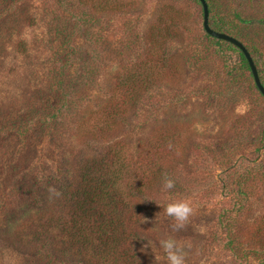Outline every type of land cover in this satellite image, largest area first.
Segmentation results:
<instances>
[{"label": "rangeland", "instance_id": "374dc122", "mask_svg": "<svg viewBox=\"0 0 264 264\" xmlns=\"http://www.w3.org/2000/svg\"><path fill=\"white\" fill-rule=\"evenodd\" d=\"M205 1L208 19L234 33L263 81L264 0ZM253 86L237 53L204 36L194 0H0V264H77L72 253L55 255L15 229L42 214L48 197L66 193L75 157L97 154L104 141L128 142L134 132L146 143L150 127L173 131L174 164L163 174L162 195L140 200L135 243L144 264H168L158 241L169 236L185 264H236L243 255L263 264L264 99ZM109 99L117 113L111 120L103 110ZM46 117L49 133L41 127ZM231 177L251 179L239 222L249 251L241 237L227 248L216 222L220 207L234 202L219 192ZM181 199L192 213L177 227L163 209Z\"/></svg>", "mask_w": 264, "mask_h": 264}, {"label": "trees", "instance_id": "16d2710c", "mask_svg": "<svg viewBox=\"0 0 264 264\" xmlns=\"http://www.w3.org/2000/svg\"><path fill=\"white\" fill-rule=\"evenodd\" d=\"M194 1L200 5L197 0ZM233 17L238 22H243L238 14L234 13ZM260 23L264 22L260 21ZM208 25L215 32L235 37L223 23H215L209 18ZM204 36L219 49L226 48L236 52L242 69L250 73L248 64L239 49L225 41L212 38L205 32ZM245 49L247 50L246 47ZM62 52H57L55 55L56 74L57 66L59 69L63 66L58 60ZM247 52L249 53L248 50ZM249 55L251 57L250 53ZM253 63L256 67V63L254 61ZM258 72L259 70L257 74ZM258 77L264 88V80L262 81L259 75ZM52 80L55 85L61 83L56 82V77ZM253 87L263 98L255 84ZM111 104L110 99L106 100L103 107L107 118H114L117 114L116 111H112L114 104ZM54 117L55 115L52 118ZM44 120L41 127L44 126L43 129L49 133L53 127L52 119L46 117ZM155 122L151 121L152 125ZM101 128L109 130L107 125ZM150 130L153 132L146 143L138 144V133L134 132L128 142L104 141L107 143L105 145L102 143L103 147L98 148L97 154L75 157L78 161L73 163L75 164L74 179L66 184V193L56 192L52 197H48V206L45 207V211H42V214L31 215L22 226L15 229L14 235L20 240L24 237H36L38 243H46L49 251L54 252L55 255L59 252L62 257H69L72 253L70 257L78 259L77 264H144L142 257L138 256L137 243H135L138 240L137 228L140 222L138 217L141 215L140 200L147 196L161 194L159 188L162 187L163 174L170 173L174 164L172 160L173 131L157 133L152 127ZM111 131L112 128L109 132ZM102 133L104 134L103 131ZM135 145L138 151L131 155L135 152L133 150ZM261 149H255L254 153L258 154ZM167 158L170 170H166L163 163ZM2 171L1 169L0 172ZM249 180H251L250 177L245 178L241 183L238 179L231 177L228 183L221 182L220 185L219 192L225 191L224 197L235 198L233 204L220 207L216 218L218 229L226 236V246L230 250L238 246L240 237L241 240L243 239V242L239 244L243 247L242 251H249L251 248L246 243L250 241L249 237L242 238L239 235L242 232L239 222L246 208L242 203L246 198L243 188ZM246 232L252 234L251 229H246ZM259 246L257 252L262 256L260 263L264 261V242L260 241ZM49 251H46L45 257L51 260L52 255ZM37 259L43 260L44 257L39 253ZM249 259L247 255H243L235 259V262L249 264Z\"/></svg>", "mask_w": 264, "mask_h": 264}, {"label": "clouds", "instance_id": "9594fccd", "mask_svg": "<svg viewBox=\"0 0 264 264\" xmlns=\"http://www.w3.org/2000/svg\"><path fill=\"white\" fill-rule=\"evenodd\" d=\"M172 187L173 181L165 179L163 188L166 190ZM163 211L167 216L172 217L176 221L177 227H180L188 220L192 213V208L187 200L181 199L167 203ZM158 245L166 254L168 264H185V252L175 238L169 236L166 239H161L158 241Z\"/></svg>", "mask_w": 264, "mask_h": 264}, {"label": "water", "instance_id": "95a60500", "mask_svg": "<svg viewBox=\"0 0 264 264\" xmlns=\"http://www.w3.org/2000/svg\"><path fill=\"white\" fill-rule=\"evenodd\" d=\"M197 1L200 3L201 8H202V28H203L204 32L207 35H209L210 37L225 41V42L233 45L234 47H236L237 49H239L241 51V53L243 54V56H244V58L248 64V67H249L250 73L252 75V79H253V82L255 84V87L257 88L259 93L264 98V88L262 87V85L260 83V80H259V77H258V74L256 71V67H255L249 53L247 52V50L243 46V44L241 42H239L237 39H235V38H233L227 34L215 32L212 29H210V27L208 25V7H207V4H206L205 0H197Z\"/></svg>", "mask_w": 264, "mask_h": 264}]
</instances>
